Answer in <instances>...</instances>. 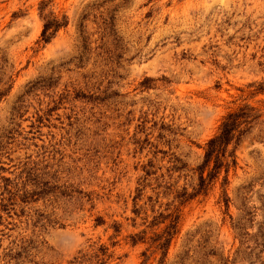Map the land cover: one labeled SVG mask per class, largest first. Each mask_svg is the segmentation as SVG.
Segmentation results:
<instances>
[{
  "label": "rangeland",
  "instance_id": "374dc122",
  "mask_svg": "<svg viewBox=\"0 0 264 264\" xmlns=\"http://www.w3.org/2000/svg\"><path fill=\"white\" fill-rule=\"evenodd\" d=\"M262 82L264 0H0V264H264Z\"/></svg>",
  "mask_w": 264,
  "mask_h": 264
},
{
  "label": "trees",
  "instance_id": "16d2710c",
  "mask_svg": "<svg viewBox=\"0 0 264 264\" xmlns=\"http://www.w3.org/2000/svg\"><path fill=\"white\" fill-rule=\"evenodd\" d=\"M42 21L44 25L40 37L44 44L48 43L55 33L67 24L66 18L57 21L51 16L43 17ZM251 87L254 88V94L264 96V82L254 84ZM261 117L262 115L257 109L244 104L223 118L216 135L206 143L203 161L197 168L200 187L210 185L221 174H223L222 185L227 184L229 171L237 166L236 151L243 140L257 127L264 128ZM262 130H259L260 133L263 132ZM207 170V177L203 178L202 174ZM171 235L169 233L165 234V238L168 237V239L163 240L161 248L168 246Z\"/></svg>",
  "mask_w": 264,
  "mask_h": 264
}]
</instances>
